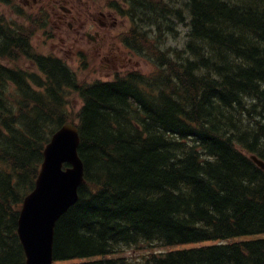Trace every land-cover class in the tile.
Instances as JSON below:
<instances>
[{
  "label": "trees",
  "instance_id": "16d2710c",
  "mask_svg": "<svg viewBox=\"0 0 264 264\" xmlns=\"http://www.w3.org/2000/svg\"><path fill=\"white\" fill-rule=\"evenodd\" d=\"M134 4L152 26L184 23L187 40L154 73L111 82L81 83L34 51L30 27L0 21V60L13 62H0V264L25 263L20 210L72 121L70 93L86 182L57 223L55 264H264V170L251 159L264 161V0ZM144 245L174 249L116 256Z\"/></svg>",
  "mask_w": 264,
  "mask_h": 264
},
{
  "label": "rangeland",
  "instance_id": "374dc122",
  "mask_svg": "<svg viewBox=\"0 0 264 264\" xmlns=\"http://www.w3.org/2000/svg\"><path fill=\"white\" fill-rule=\"evenodd\" d=\"M18 6H12L5 1L0 0V18L7 22H15L23 27H30L32 33V45L37 53L42 55H52L61 58L75 72L81 83H93L96 81H110L115 76L124 75L130 71H137L143 74L154 73L152 62L145 56L136 54L127 49L122 43V36L133 29V23L126 17L117 13L118 25L115 29L108 31V41L102 45V55L95 49L94 44L83 38L70 39L66 32L59 29L56 19L52 16L42 21L37 16H32L29 10L25 9L19 1ZM31 10V9H30ZM21 12V13H20ZM86 17V16H85ZM43 27L40 22L47 21ZM86 20V18L84 19ZM36 21V25H32ZM169 24L172 28L165 29L163 36L159 38V47L162 49L181 50L187 40V28L183 23H177V20L171 19ZM159 35V31L157 35ZM112 56L129 57L128 59L118 61L104 59V54ZM27 59L21 61L25 68L33 67ZM83 102L77 93H70L68 96V107L74 123H77L76 115L82 107ZM169 248L150 249L146 245L139 248H124L122 256H127L132 260H141L151 252H167Z\"/></svg>",
  "mask_w": 264,
  "mask_h": 264
},
{
  "label": "water",
  "instance_id": "95a60500",
  "mask_svg": "<svg viewBox=\"0 0 264 264\" xmlns=\"http://www.w3.org/2000/svg\"><path fill=\"white\" fill-rule=\"evenodd\" d=\"M80 135L73 124L57 131L44 151L34 190L25 198L18 223L25 264H52L55 227L78 201L85 170L79 157ZM264 169V162L253 157ZM70 167L64 169V165Z\"/></svg>",
  "mask_w": 264,
  "mask_h": 264
},
{
  "label": "flooded vegetation",
  "instance_id": "af4514ba",
  "mask_svg": "<svg viewBox=\"0 0 264 264\" xmlns=\"http://www.w3.org/2000/svg\"><path fill=\"white\" fill-rule=\"evenodd\" d=\"M11 7L22 3L32 16L54 17L60 30L66 32L68 38H85L102 55V45L108 41V31L118 25V0H3ZM125 1V0H120ZM21 10V8L19 7ZM31 9V10H30ZM21 13V12H20ZM86 16V17H85ZM86 18V20H84ZM48 22V20L46 21ZM104 59L118 61L128 59L105 53Z\"/></svg>",
  "mask_w": 264,
  "mask_h": 264
},
{
  "label": "bare ground",
  "instance_id": "6f19581e",
  "mask_svg": "<svg viewBox=\"0 0 264 264\" xmlns=\"http://www.w3.org/2000/svg\"><path fill=\"white\" fill-rule=\"evenodd\" d=\"M252 68V67H251Z\"/></svg>",
  "mask_w": 264,
  "mask_h": 264
}]
</instances>
